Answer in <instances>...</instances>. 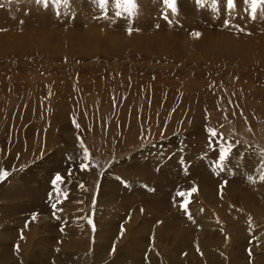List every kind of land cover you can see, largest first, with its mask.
Returning a JSON list of instances; mask_svg holds the SVG:
<instances>
[{"label": "rangeland", "instance_id": "rangeland-1", "mask_svg": "<svg viewBox=\"0 0 264 264\" xmlns=\"http://www.w3.org/2000/svg\"><path fill=\"white\" fill-rule=\"evenodd\" d=\"M129 2L0 0V264H264V21Z\"/></svg>", "mask_w": 264, "mask_h": 264}, {"label": "snow or ice", "instance_id": "snow-or-ice-1", "mask_svg": "<svg viewBox=\"0 0 264 264\" xmlns=\"http://www.w3.org/2000/svg\"><path fill=\"white\" fill-rule=\"evenodd\" d=\"M40 2V0H38ZM45 7H47L49 0H42ZM51 2L59 8L61 5L67 6L68 0H51ZM95 4L98 6L99 9L105 8V0H98V3L96 0H94ZM164 4L166 5L167 9L171 10V13L173 15L176 14L177 11V0H163ZM262 2L264 0H194V3L197 7V9L206 10L209 12V18L210 20H213L217 23H221L225 28L234 26L232 24V21L234 18H239L241 14L246 15L249 19L256 21L257 19L264 21V8L261 7ZM114 16L116 18H125L129 21L132 20V18L135 17L137 5H134L129 2V0H116V3L114 4ZM223 9V11L221 10ZM260 9L259 17L257 18V10ZM65 15H68V12H64ZM57 15H60V12L57 11ZM103 17L105 19L108 18V12L107 10L103 11ZM220 17H223V20L220 19ZM165 20H168L167 14L164 16ZM169 23H171L170 20H168ZM236 27H239L238 25ZM243 31V28L240 29ZM133 31V27L131 23H129L128 26V32L131 34ZM192 35L196 38H199L201 35L199 32H194ZM75 123V122H74ZM76 127L79 128V125L76 124ZM208 134L211 138L216 140V143L219 147V163L216 165L218 168L223 170V168L226 166L225 162L228 161L230 153H232L233 145L226 144L223 141V137H220L218 133L213 129H208ZM212 140L209 141V144L211 145ZM83 147V145H81ZM161 151H163V148L161 147ZM83 159L88 160V152L85 148L83 150ZM88 164L84 163L83 161L80 162L79 168L81 170L88 168ZM71 175V172L69 173ZM8 176V173L6 171H0V181L4 180ZM117 180H120L122 185L127 187V182L122 181V178L116 177ZM261 182H264V173H262ZM63 182V178L57 174L55 178L51 181L53 186L58 185L59 183ZM147 187V186H146ZM197 191L196 188H192L191 192L195 193ZM189 193L188 195H190ZM65 197H67V193L64 194ZM178 196H184L186 195L184 192H178ZM95 205V200L93 202ZM52 209H56L57 205L53 203L51 205ZM181 208L184 209L185 212H187V202L181 204ZM55 215V212L53 213ZM35 219V215L32 217ZM189 219H191V216H189ZM87 223L91 226L92 231L96 230V226L94 223L93 218L89 217L87 219ZM124 228L123 225L121 226V234H123ZM23 238V237H21ZM113 251H115V246L113 247Z\"/></svg>", "mask_w": 264, "mask_h": 264}, {"label": "bare ground", "instance_id": "bare-ground-1", "mask_svg": "<svg viewBox=\"0 0 264 264\" xmlns=\"http://www.w3.org/2000/svg\"><path fill=\"white\" fill-rule=\"evenodd\" d=\"M153 39V38H152ZM116 41V40H115ZM131 238H135V237H131L130 236V238H128V239H131ZM137 241V240H136ZM136 241H131V242H129L130 244H134V243H136ZM96 248V254L98 253V257L100 258L101 257V251H99L100 249L99 248H97V246L95 247ZM215 252V251H214ZM97 256V255H96ZM157 260H159V261H163L161 258L159 259V258H157V257H155L154 258V260H153V262L155 261V263L154 264H157ZM165 261V260H164ZM181 262L182 261H179V262H176V263H174V264H181ZM222 263H224V258L223 257H217L216 259L214 258L213 260H210V264H222ZM73 264V263H72ZM162 264H164V262H162Z\"/></svg>", "mask_w": 264, "mask_h": 264}]
</instances>
